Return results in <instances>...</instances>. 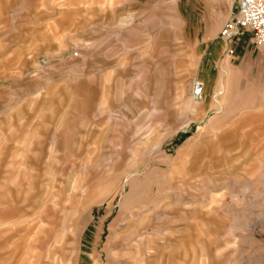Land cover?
Here are the masks:
<instances>
[{
	"label": "rangeland",
	"instance_id": "obj_1",
	"mask_svg": "<svg viewBox=\"0 0 264 264\" xmlns=\"http://www.w3.org/2000/svg\"><path fill=\"white\" fill-rule=\"evenodd\" d=\"M232 7L0 0V264H252L264 253V153L240 164L239 146L226 153L215 165L233 169L228 183L205 174L211 128L220 120L229 123L223 132L239 127V94L223 102L212 80L229 65L201 63L204 33L218 22L216 36ZM196 79L205 82L201 99ZM255 89L263 99L264 78ZM98 102L104 110L93 116ZM191 137L197 147L177 160ZM183 184L195 190L185 210L203 243L172 253L163 237L184 222L174 191ZM210 208L227 226L222 238L210 231Z\"/></svg>",
	"mask_w": 264,
	"mask_h": 264
},
{
	"label": "crops",
	"instance_id": "obj_2",
	"mask_svg": "<svg viewBox=\"0 0 264 264\" xmlns=\"http://www.w3.org/2000/svg\"><path fill=\"white\" fill-rule=\"evenodd\" d=\"M87 6H90L89 8H91V5ZM232 6H234L233 3ZM105 8V6L100 5V9L104 10ZM66 11L67 14H75L77 12V10ZM232 11L233 7L231 8V13L227 20L232 17ZM128 21H131V19L127 15L124 19V22ZM110 22L113 24L118 23V19L115 14L112 15ZM119 23H121L120 20ZM218 25L219 23L216 22L210 29V33H208L207 30L204 33V39L201 43L204 47H206L204 49L201 63L203 61H206L207 59L213 58L219 67L221 66V63L229 65L227 69H230V73L226 77L221 75L218 78L213 77L212 80L221 90V94L225 96L223 102L227 100V94H239V127L231 128L230 131L223 132L222 129L227 126V124L229 125V123L227 120H220L217 126H213L211 128L212 134L215 136L212 138V141H210L209 148L212 150V152L215 153V155H213L212 158L207 161L208 172H205V174H207V177L211 175L220 176L222 177V181L225 179V182L228 183L230 178L228 176V173L233 171V169H229L224 166L218 167L217 165H215L219 159L223 158V156L226 155V153H232L236 151L237 147L239 146V164L240 162H243L244 158L247 163H250L251 160L258 158L260 154L262 155L264 153V98L260 99L255 94V87L257 85V82L260 79L264 78V75L261 71H264V50L256 47L253 42L252 33L250 31H245L242 37L237 36L231 41H227L219 37V33L216 36H213L217 30ZM131 28L132 26L129 29ZM230 48L234 49V54L228 53V50ZM101 55H107V53L103 52ZM80 59L84 60L83 56H81ZM247 65L252 66V72L247 71ZM254 68L261 71L258 77L253 75L255 73ZM236 70H239V73H237ZM163 81V79H160L158 83L162 84ZM232 87H236V89L233 91L230 90V88ZM38 92L39 93L36 95V97L41 96L42 94L41 91ZM242 94H246V97L241 96ZM154 101H157V99H155ZM99 110H104L102 102H98V104L96 105L93 116H96ZM201 135L202 136L199 135L200 140L206 142L204 137L207 135V133H202ZM230 138H236V140L230 141ZM213 139H216V142L218 141V144H214L215 142H213ZM195 140L196 138L191 137L186 141L185 145L178 151L177 160H181L182 158L186 157V155L191 153L193 149L195 150V147H197L194 144ZM220 184L221 182L219 184L214 183L215 186L213 185V187H218V185ZM229 186V189H231L230 193L233 195V200H236L237 198H239V177H233L232 181L229 183ZM181 187L174 191L175 194L176 192H178V196L177 194L176 196L179 199V205L182 207V209H179L178 211V217L181 214V217L178 221L184 222H180L178 224L179 226L174 228V230L171 232L172 234L170 238L168 236L169 234L165 235L167 231L164 232L163 237V248L170 250L172 253L177 250H183L185 251V253H189L190 251L193 252L196 250L199 244L203 243L201 240V234L198 233V231H192L190 229V220L186 215L188 212H186L185 210L186 206L189 204V197L195 190L192 187L189 188L184 184ZM181 191L184 193H180ZM215 199L216 195L212 194L211 202H215ZM180 202H182V204ZM210 210L212 215L211 224H213L210 226V231H212L213 236L217 235L218 237L221 236L220 238H222L226 235L223 233V231L227 228V226H223V224L221 225L217 223L219 218H221V215L218 213H214L216 211L212 210L211 208ZM223 214L226 217L229 216L228 211H224ZM233 218L236 222L234 224L235 227H233L235 229L238 227L239 218L236 215ZM228 228L230 230L231 226H229ZM218 230L222 234L217 233Z\"/></svg>",
	"mask_w": 264,
	"mask_h": 264
},
{
	"label": "built area",
	"instance_id": "obj_3",
	"mask_svg": "<svg viewBox=\"0 0 264 264\" xmlns=\"http://www.w3.org/2000/svg\"><path fill=\"white\" fill-rule=\"evenodd\" d=\"M235 7L232 17L226 20L219 31V37L231 41L245 31L252 33L253 42L261 50H264V0H231ZM234 54V49L228 50ZM203 84L196 81L193 84V96L201 99Z\"/></svg>",
	"mask_w": 264,
	"mask_h": 264
},
{
	"label": "bare ground",
	"instance_id": "obj_4",
	"mask_svg": "<svg viewBox=\"0 0 264 264\" xmlns=\"http://www.w3.org/2000/svg\"><path fill=\"white\" fill-rule=\"evenodd\" d=\"M90 7V6H89ZM106 7V6H105ZM196 81H200V82H202V84H203V94H202V97H203V95H204V86H205V84H204V81H201V80H198V79H196L194 82H196ZM194 97V96H193ZM193 97H192V99H193ZM201 97V98H202ZM194 106H196V109H197V112H199V109H201L202 108V106L201 105H194ZM189 108V107H188ZM195 109V108H194ZM191 111V110H190ZM196 111V110H195ZM191 120V119H190ZM193 121V120H192ZM179 125H182V123H180V124H178V126ZM175 130V129H174ZM168 132V131H167ZM220 133V132H219ZM171 134V133H170ZM215 134H216V132H215ZM219 135V134H218ZM215 136V135H214ZM262 177V176H261ZM212 179V178H211ZM228 182V181H227ZM244 182V181H243ZM224 183V182H223ZM226 184V183H225ZM245 184V183H244ZM256 184V183H255ZM251 185V184H250ZM258 185V184H257ZM215 186V185H214ZM219 186V185H218ZM231 186V185H230ZM228 188V187H227ZM254 189V188H253ZM231 190V189H230ZM177 194V193H176ZM175 194V195H176ZM252 194V193H251ZM254 195V194H253ZM177 196H178V194H177ZM180 196V195H179ZM238 196V195H237ZM236 196V197H237ZM260 197V196H259ZM179 198H181V197H179ZM255 199V198H254ZM156 200V199H155ZM155 203V202H154ZM181 203V202H180ZM182 204V203H181ZM246 210H247V208H246ZM261 211V210H260ZM241 212V211H240ZM245 213V212H244ZM253 213V212H252ZM262 214V213H261ZM158 215V214H157ZM237 221V220H236ZM186 222V221H185ZM247 224V223H246ZM211 225H213V224H211ZM233 229V228H232ZM242 235V234H241ZM237 236V235H236ZM221 237V236H220ZM257 239V238H256ZM257 244V243H256ZM258 252V251H257ZM262 254H264V253H257V254H255V256L253 257V261H252V264H263V259H264V257H263V255ZM217 256V255H216ZM255 258V259H254Z\"/></svg>",
	"mask_w": 264,
	"mask_h": 264
}]
</instances>
